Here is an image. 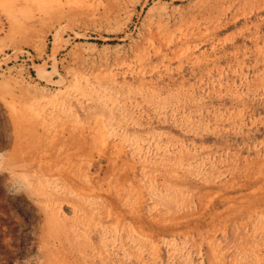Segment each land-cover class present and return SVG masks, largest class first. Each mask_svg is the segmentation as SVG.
Instances as JSON below:
<instances>
[{
	"label": "rangeland",
	"instance_id": "rangeland-1",
	"mask_svg": "<svg viewBox=\"0 0 264 264\" xmlns=\"http://www.w3.org/2000/svg\"><path fill=\"white\" fill-rule=\"evenodd\" d=\"M0 264H264V0H0Z\"/></svg>",
	"mask_w": 264,
	"mask_h": 264
},
{
	"label": "clouds",
	"instance_id": "clouds-1",
	"mask_svg": "<svg viewBox=\"0 0 264 264\" xmlns=\"http://www.w3.org/2000/svg\"><path fill=\"white\" fill-rule=\"evenodd\" d=\"M7 187H8V190H9V192L11 194H18L19 193V191H17V189L15 188V186L13 184H11V183H9L7 185Z\"/></svg>",
	"mask_w": 264,
	"mask_h": 264
}]
</instances>
